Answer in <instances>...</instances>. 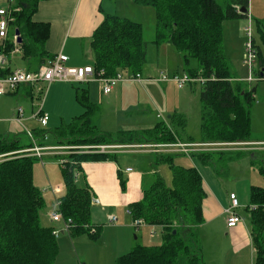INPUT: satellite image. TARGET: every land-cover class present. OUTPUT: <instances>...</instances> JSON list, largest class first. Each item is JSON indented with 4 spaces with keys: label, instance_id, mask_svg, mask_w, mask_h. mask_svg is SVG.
I'll return each instance as SVG.
<instances>
[{
    "label": "trees",
    "instance_id": "obj_1",
    "mask_svg": "<svg viewBox=\"0 0 264 264\" xmlns=\"http://www.w3.org/2000/svg\"><path fill=\"white\" fill-rule=\"evenodd\" d=\"M41 1L48 0H15L16 9H6L12 19L8 25L9 34L12 36L18 30L21 41L17 44L16 39L14 44L10 38V41H5V49L10 51L16 47L26 58L37 57L41 62L38 69L55 56L50 57L44 49L49 25L33 20ZM132 1L154 10L156 29L155 40L151 44L156 48L168 44L181 55L188 76L205 79L199 93L201 124L198 142L222 144L223 149L244 148L253 142L249 111L254 98L252 88H247L250 82L244 84L231 74L222 43L223 22L247 19V16L237 12V8L248 9L249 0ZM254 25L259 41V45L254 41L256 59L264 67L261 53L264 49V19L256 20ZM89 45L93 56L92 70L95 73L102 71L104 77H113L117 73L140 75L147 62L143 27L127 18L105 15L92 32ZM47 55L50 57L48 60ZM193 60L196 63L194 69L190 67ZM256 72L260 73L261 68ZM74 91L75 99L84 112L53 132L58 145L194 142L192 137L186 136L185 117L178 113H173L168 123L160 121L145 130L121 131L114 136L101 132L97 127L90 126L97 106L90 103L87 90L75 88ZM21 135L26 137L21 133L11 137L0 136V155L15 153L0 162V264H54L58 254L57 240L51 228L40 225L44 200L33 184L32 172L37 158L16 154L33 146L27 137L28 141L24 142ZM33 136L41 138L40 146L47 145L45 131L40 135L33 131ZM214 153L220 152H191L189 156H197L202 164L214 165L211 157ZM154 155L159 157L157 162L169 165L171 183L167 185L157 174L152 185L143 191L142 199L130 204L128 209L132 220L140 219L145 225L159 229L161 243L136 245L130 252L119 256L115 264H205L197 232L204 223L202 205L206 193L202 177L193 166L173 164V156H185L184 153ZM231 156L236 158L237 154ZM108 157L69 155L67 163L61 166L65 194L60 199L59 211L65 220L71 221L72 235L94 230L90 225L93 196L88 187L78 188L75 185L74 169L79 170L78 164L82 161L105 160ZM257 159L260 166L253 169L264 177V152H252L249 162L255 163ZM239 210L237 201L233 212L242 220L243 217L247 219L254 251L253 264H264V188L250 186L249 204L243 208V213ZM225 215L227 218L228 215ZM94 235H91L92 238H95Z\"/></svg>",
    "mask_w": 264,
    "mask_h": 264
},
{
    "label": "rangeland",
    "instance_id": "obj_2",
    "mask_svg": "<svg viewBox=\"0 0 264 264\" xmlns=\"http://www.w3.org/2000/svg\"><path fill=\"white\" fill-rule=\"evenodd\" d=\"M113 7L118 11L119 17H128L132 19V21L142 25L143 40L147 45V62L139 75L140 81L125 79L118 83L109 95H103L101 97L98 95L96 101L93 99L98 108L91 116L90 126L97 127L101 132L109 133L114 136L121 131H140L149 129L160 121L168 123L172 114L178 112V114L181 113L187 120V133L193 138L198 139L201 124V102L199 93L202 86L200 83L191 85L188 83L185 84L183 88L179 89L177 84L173 81H158L163 75L169 77L177 75L182 78L186 73L184 71L185 66L181 60V55L176 53L168 44H161L158 48L151 44V42L155 40L156 29L153 8L138 6L131 0H117ZM247 10L248 19L224 21L222 25L224 52L231 64L237 69H240L241 73H238V76L244 84L248 79V72L243 63L246 54L245 45L247 42L246 31H243V28L246 24L248 26L250 23L253 39L256 44L259 45L254 23L255 19L260 20L264 18V0H249ZM242 25L243 28L238 32V26ZM261 53L264 64V49H261ZM190 67L193 69L196 67L195 61L190 63ZM258 69L259 61H256L254 64V71H258ZM92 85L93 84L87 83H52L46 91L43 103L44 114L47 115L48 119L50 116L49 125L44 130L33 129L38 126V122L35 119L27 122L25 124V129L22 127L23 125L13 124L12 122L10 125L7 119L12 117L14 108L10 109L9 107L14 106V103L17 102L22 109H27L26 114L30 115L31 100L28 97H23L24 104H20V101H18L19 96L14 95L5 97L6 99L2 100L5 109L0 119L4 120L3 122L7 121V123L0 122V136L7 134H25L26 129H33L36 130L39 135L45 131L47 137V142L45 141V143L54 144L55 141L52 134L56 128L59 127L61 123H70L69 121L72 117L83 113L82 108L74 101V89L81 88L88 90L89 88L90 91V89H94ZM248 85H250L251 88H257L256 92L253 93V102L249 108L252 137L254 139H264V81H255ZM41 87H43L44 90L46 89V86L44 87L40 84L34 87L32 100L35 105L34 113H37L38 103L40 99H42V96L37 92V89ZM64 89L68 92H64ZM15 106L19 107L17 104ZM157 115L160 116V119ZM57 122L58 125H55ZM21 136L24 142L28 141L26 135L27 138L23 135ZM35 139L37 143L42 141L40 137H35ZM260 145H264V142ZM260 145L255 144L254 146ZM235 154V152L212 154L213 166L216 168L217 176L209 167L202 166L197 156L190 158L188 156L176 155L173 156V164L183 167L193 166L200 171L204 179L216 181L222 193L227 192L229 196L232 192V194L237 197L240 208L239 212L243 213V208L249 204L250 186L264 188V177L260 176L254 170L255 167L260 166L258 159L255 163L253 161V163H251L246 155H242L243 153L237 154L236 158L231 156ZM150 158L152 162L155 163L156 159L153 156ZM60 165L59 159H52L48 156H44L41 160L37 159L33 166V184L40 190L43 199L46 201V206L40 215V224L42 226L47 224L48 216L51 217L54 212H58L57 203L50 194L51 186L52 188L59 187L58 183L62 180V193L58 198H62L65 194V186L63 184L64 181L62 179ZM158 167V174L165 180L167 185H170L171 172L169 165L166 163H159ZM135 171H139L138 166H135ZM79 173L80 170L74 169V176L76 177L74 183L78 188H83L85 186H81L80 180H77V175ZM53 177H56L57 182H52ZM154 179L155 177L146 176L145 187L149 188L151 180L154 181ZM95 201L97 203V200ZM225 205V209H227L228 204ZM92 210H90V213H92ZM94 216H96V214H91L92 222ZM62 227L63 223L61 222L60 226L55 229L59 230L62 229ZM151 232L154 233L152 236H150ZM69 234V231H65L60 237ZM84 234L87 236L86 231ZM134 236L137 239L134 238ZM109 239H111V237ZM109 239L104 240L108 241L109 244L104 245V243L101 242L100 245H90L87 248L77 243L79 240L75 239L78 253H76L74 246L70 247V252L62 250L57 254L54 264H115L118 257L115 259L113 258L114 255H116V251L113 249L112 244H110L112 242ZM131 239H135L133 241L135 245H157L161 243L159 229L147 225L142 227L140 231H135ZM83 250L85 253H83Z\"/></svg>",
    "mask_w": 264,
    "mask_h": 264
},
{
    "label": "crops",
    "instance_id": "obj_3",
    "mask_svg": "<svg viewBox=\"0 0 264 264\" xmlns=\"http://www.w3.org/2000/svg\"><path fill=\"white\" fill-rule=\"evenodd\" d=\"M116 1L117 0L41 1L37 5L36 12L33 15V20L35 22L47 23L49 25L50 32H49V37L44 45L45 51H47L50 57L59 53L65 55L68 58V61L65 64V66L69 68H77V67L82 68L86 66H92L93 56L89 45L90 36L92 32L97 28V26L102 22L103 17L105 15L118 16V11H116V9L113 7ZM15 5H16L15 0H0V8L16 9ZM247 16H248V10H247ZM127 19L132 20L128 17ZM256 20L258 19H255V21ZM243 25L238 26V30H237L238 32H240L239 30L243 28ZM15 36H16L15 32L11 36L9 34V29H8V37L6 40L10 41V38H12V41L14 42L16 40V38H14ZM223 52H224V46H223ZM3 54L6 58V64L3 68V71L1 72L2 76L9 74L10 72L16 69L33 72L36 71L41 64V62H39V59L37 57L31 59L26 58L23 55L22 51L16 47L13 50L8 51L5 49L4 46ZM48 55L46 57V60L50 59ZM224 56L227 62L229 63L231 74L237 78H240L238 76V73H241L240 69H237L231 64L229 59L226 57L225 52H224ZM256 61L259 60L256 59L255 63ZM48 62L44 65H47ZM259 68H261V71H264V67H261L260 63H259ZM87 84H93L92 86L94 89L93 90L90 89L89 91L88 88L87 90L88 99L90 103L97 106L96 103H94L93 99L96 101L98 95L100 97L103 96L100 90V85H98L99 84L98 82H94V81H90ZM189 84L191 85L196 83H189ZM247 88L250 89L251 88L250 85L247 84ZM34 89H35L34 87L30 88L28 86H21L13 93L0 96V117L3 115V110L5 109L2 100L6 99L5 97L7 96L15 95V96H19L18 101H20V104L21 103L24 104L23 97H28L31 100V107H30L31 113L30 115L26 114L27 109H22L17 102L15 103L13 102L14 106L9 107L10 109L14 108L12 111L13 115L11 118L7 119L8 123L10 125L11 122L13 124H17L12 119L15 117L16 110L18 108L22 109V117H23L22 127H24V129H25V124L27 122L33 121L32 119L37 120V118L35 117L37 113H34L35 105L32 102ZM254 89L255 91L253 93L256 92L257 88ZM64 92L67 93L68 91L64 89ZM73 94L75 99V91ZM44 99H45V95L42 96V99L39 102L42 103V111H43ZM74 101L77 102L76 99ZM16 104L19 107H16L15 106ZM82 110L84 112L83 108ZM75 117H72V119L69 122H71ZM157 117L160 119L159 115H157ZM3 121L4 120L0 119V122ZM49 121H50V116L46 126H41L37 120L38 126L34 127L33 129L44 130L49 125ZM3 123H7V121ZM62 124L63 123H61L60 126L57 127L56 129H59L61 126H63ZM55 125H58V122ZM33 129L32 130L26 129V130L30 131L33 134V131H36ZM128 131H132V130H128ZM185 133H187V126ZM25 135L27 136L26 132ZM2 136L11 137L13 135L7 134ZM186 136L192 137L188 133ZM33 138L35 145L37 147L44 149L46 148L43 152V155L40 158H37L39 160H41L44 156H48L52 159L54 158L59 159L62 157L66 158L69 155L109 156L105 160L82 161L81 163L78 164L80 173L77 175V180H80L81 186H85L89 188L88 190L90 194L93 196L92 200H97V203L91 202L92 205L90 207V210L95 209L92 210L91 214L93 213L96 214V216L93 217V222L91 221L90 224L91 227H94V230L93 232L90 231V233H87V236L84 233L80 235H72L71 233L72 230H69L70 232L69 235H63L60 237V235L65 232L62 231V229H59V235L56 237L57 245H58V253L61 252L62 250L70 252L71 246L72 247L74 246L76 250L77 244H75V239L79 240L77 243H80L82 246L87 248L90 245H94V246L100 245L101 242L104 243V245L109 244L108 241H104V240H108L110 237L111 239L109 240L112 242L110 244H112L113 249L116 251V255H114L113 257L114 259L116 257H119L121 255L130 252L131 249L136 246L135 243H133L135 239L133 240L131 239L133 238V233H135V231H140L142 227H140L137 230L133 227L134 220H132L130 214L127 213V211H129L128 206L142 199L143 191L148 189L145 187L146 176L155 177L159 173V169L157 170L159 162H156L158 161L159 157L157 155H154V153H159L163 155V154H176L179 152L172 150L161 151L159 149L158 151H154L150 147H147L149 144L147 145V144L107 143L111 145H119L122 147V149L111 150L108 154H95V155L79 154V153H69L68 151L67 155H62V154H54L55 152H52L53 150L52 148L61 147L63 145H58L55 142L54 144H47L45 146H40L37 143L34 136ZM46 138L47 137H45L44 139L46 140ZM28 139L30 138L28 137ZM193 139L194 142H190L191 144H205L198 142L200 140V133L198 135V139L195 138ZM251 140L253 142L247 144L246 146H244V148L233 147L232 149L221 148L220 150L206 149L203 151H196V152L199 153L235 152L236 154L243 153V155H246L247 158H250V155L252 156V152H258V151L264 152V145L262 146L260 145L261 143L264 142V139H254L251 136ZM30 141L31 143H33L31 139ZM177 142L179 141H176L173 144H176ZM91 144H96V143H91ZM91 144H83L77 146H84ZM255 144H258L260 146H254ZM63 147H67V146H63ZM184 155L190 157L189 154H184ZM151 156H153L156 159L155 163L152 162V159L150 158ZM200 164L202 166L209 167L213 171V173L217 176L216 174L217 171L215 166L210 164H202V163ZM135 166H138L139 171H135ZM59 167L61 168L60 170L62 171L61 165ZM127 169H131V171H126ZM48 175L50 176L49 173ZM52 182H57L56 177H53ZM61 182L62 180L58 183L59 187L52 188L51 186L50 188V194L52 195L53 199L56 201V203L59 202V205H57L58 212H60L59 206L61 199V197L58 198V196L62 193L61 188H63ZM121 182H123V184H121ZM152 183L153 181L151 180L150 186L152 185ZM202 184L206 193L202 205L204 223L198 227L197 232L201 246L202 259L204 263L205 264H253L254 251L251 243V236H250L247 219L244 218L243 221L240 224H238L235 228H228L226 224V215L224 212L226 208L225 204H228L229 202L228 193L227 192L222 193L216 181H212L210 179H204L202 177ZM43 200L45 201V199ZM45 206H46V201L41 212L44 210ZM49 217L50 216H48L47 224L43 225V227L51 228L53 231L56 230L55 228L60 226L61 222L64 225V220H61L59 222H53L51 220V217L50 218ZM112 217L115 218L114 221H111ZM90 234L91 235L95 234L94 235L95 238H92ZM150 236H152L151 233ZM134 238L136 237L134 236ZM76 253H78L77 250ZM83 253H85L84 250Z\"/></svg>",
    "mask_w": 264,
    "mask_h": 264
},
{
    "label": "built area",
    "instance_id": "obj_4",
    "mask_svg": "<svg viewBox=\"0 0 264 264\" xmlns=\"http://www.w3.org/2000/svg\"><path fill=\"white\" fill-rule=\"evenodd\" d=\"M237 12L241 15V9L237 8ZM247 16V13L244 15ZM248 19V16L246 17ZM12 19L9 17L7 10L5 8H0V96L7 95L13 93L21 86H31L35 87L37 84L46 86L44 90L43 87L37 89V92L40 96H44L47 90V87L55 82H65V83H88L90 81L98 82L100 85V90L103 95H109L113 88L120 82L125 79L140 81L139 75H123L122 73H117L113 77H104L103 72H94L91 66H86L82 68H69L66 67L65 64L68 61V58L59 53L54 56V58L48 62L47 65L41 66L35 72L22 71L19 69L13 70L7 75L2 76L1 72L6 64V58L3 54V49L5 46V41L8 36V25ZM243 31H246L247 42L245 45V58L243 63L248 72L247 82H255V81H264V72L257 73L254 71V64L256 60V50L254 47L253 36L251 34L250 23L249 25L243 28ZM14 38L17 39L15 36ZM255 72V73H254ZM158 81L167 82L173 81L177 84L178 88L184 87L185 84L188 83H200L203 84L205 79L203 78H191L188 75H184L182 78L179 76H165L163 75ZM41 100V99H40ZM40 102V101H39ZM38 122L41 126H46L48 117L42 111V103L38 104V112L35 115ZM19 125H22L23 117H22V109L18 108L16 110L15 117L12 119ZM27 136L32 140L33 147L25 150L17 151L16 154L32 156L36 158H40L43 155L44 148H39L35 145L33 134L25 130ZM130 147V146H129ZM154 151L159 150H172L181 152L184 154H189L191 152L203 151L206 149L210 150H220L224 145L222 144H214V143H205V144H191V143H181L177 142L176 144H160V145H148ZM221 147V148H220ZM52 152L54 154H62L67 155L69 153H79V154H108L111 150L122 149L119 145H111V144H91L84 146H67V147H56L52 148ZM15 153H9L5 155H0V162L4 161L7 157L14 155ZM61 166L67 163V159L65 157L59 158ZM126 171H131V169H127ZM230 206L225 210V213L228 215L226 218V224L228 228H233L237 224L241 223L243 220L234 214L233 210L237 207V200L234 194L229 195ZM59 205V202H57ZM130 214V211H127ZM51 220L53 222H59L64 220V225L62 231H69L71 221L63 219L60 212H56L52 215ZM115 218L112 217L111 221H114ZM146 226L142 220H134L133 227L137 230L140 227ZM156 228V227H153ZM93 232V231H92ZM53 236L57 237L59 235V230L52 231ZM153 235V232H151Z\"/></svg>",
    "mask_w": 264,
    "mask_h": 264
},
{
    "label": "water",
    "instance_id": "obj_5",
    "mask_svg": "<svg viewBox=\"0 0 264 264\" xmlns=\"http://www.w3.org/2000/svg\"><path fill=\"white\" fill-rule=\"evenodd\" d=\"M241 12H242V14L241 15H245L246 13H247V9L246 8H241ZM15 35L17 36V43L19 44L20 43V41H21V39L19 38V33H18V30H15ZM255 91V89L253 88L252 89V92H254ZM92 202H96L95 200H92Z\"/></svg>",
    "mask_w": 264,
    "mask_h": 264
}]
</instances>
